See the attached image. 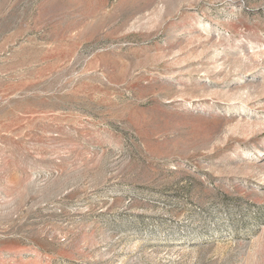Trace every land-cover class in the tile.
<instances>
[{"label":"rangeland","instance_id":"374dc122","mask_svg":"<svg viewBox=\"0 0 264 264\" xmlns=\"http://www.w3.org/2000/svg\"><path fill=\"white\" fill-rule=\"evenodd\" d=\"M0 264H264V0H0Z\"/></svg>","mask_w":264,"mask_h":264}]
</instances>
